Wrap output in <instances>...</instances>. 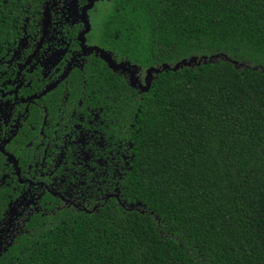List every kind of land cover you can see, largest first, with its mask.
Returning a JSON list of instances; mask_svg holds the SVG:
<instances>
[{"label": "trees", "instance_id": "16d2710c", "mask_svg": "<svg viewBox=\"0 0 264 264\" xmlns=\"http://www.w3.org/2000/svg\"><path fill=\"white\" fill-rule=\"evenodd\" d=\"M109 5L97 39L140 73L207 61L144 94L107 69V107L134 126L123 205L40 227L0 264H264V0Z\"/></svg>", "mask_w": 264, "mask_h": 264}, {"label": "flooded vegetation", "instance_id": "af4514ba", "mask_svg": "<svg viewBox=\"0 0 264 264\" xmlns=\"http://www.w3.org/2000/svg\"><path fill=\"white\" fill-rule=\"evenodd\" d=\"M89 1L0 0V260L61 217L123 205L134 126L120 127L101 81L109 70L144 94L148 71L100 45L96 27L112 0L91 9ZM85 47L107 51L130 72H114Z\"/></svg>", "mask_w": 264, "mask_h": 264}, {"label": "water", "instance_id": "95a60500", "mask_svg": "<svg viewBox=\"0 0 264 264\" xmlns=\"http://www.w3.org/2000/svg\"><path fill=\"white\" fill-rule=\"evenodd\" d=\"M95 4V0H90L89 1V5H88V9H91ZM86 8V9H87ZM90 31V24L89 22H87V27H86V30L85 32L83 33L84 34H87L88 32ZM83 42H84V39H83ZM86 48V51L88 52H97V54L100 55V58L108 64L109 68L111 70H113L114 72H117L119 71L120 69L124 70V71H129V69H127V66L126 64H116V61L113 59L112 55L110 53H108L107 51L105 50H102V49H99V48ZM202 60H205L207 61V57H203L200 59V62H198V59L196 57H193L192 59H190L189 61L188 60H183L182 62H180L179 64H177L174 68H171L170 66L168 65H163L162 69H155V68H151L148 70L147 72V77H146V85L145 86H142L140 85V88H143V92L144 93H147L150 91L151 89V86H152V83L154 81V75H159L161 74L163 71H174V72H177L181 67H191L193 66V64H198L200 65ZM136 73L132 72V77H131V84L133 87H136L137 84L139 83V80L138 78L136 77L135 75ZM131 208H134V207H131Z\"/></svg>", "mask_w": 264, "mask_h": 264}]
</instances>
